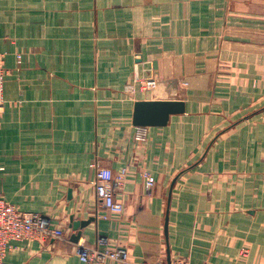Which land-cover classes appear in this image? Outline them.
I'll list each match as a JSON object with an SVG mask.
<instances>
[{
    "label": "crops",
    "instance_id": "crops-1",
    "mask_svg": "<svg viewBox=\"0 0 264 264\" xmlns=\"http://www.w3.org/2000/svg\"><path fill=\"white\" fill-rule=\"evenodd\" d=\"M0 53V195L66 232L5 264H83L101 236L136 263L264 264V0H0ZM168 100L186 112L133 125ZM95 162L128 170L122 215L102 219Z\"/></svg>",
    "mask_w": 264,
    "mask_h": 264
},
{
    "label": "built area",
    "instance_id": "built-area-1",
    "mask_svg": "<svg viewBox=\"0 0 264 264\" xmlns=\"http://www.w3.org/2000/svg\"><path fill=\"white\" fill-rule=\"evenodd\" d=\"M19 59L21 57L19 56ZM4 55L0 53V114L5 104L4 84L8 71L4 68ZM136 81L139 77L136 76ZM142 89L146 90V83H142ZM146 131L141 129L136 135L137 142L146 141ZM96 172L94 181L95 196L98 204L104 208L107 214L102 215V219L107 220L109 214L122 215L124 205L117 202L115 192L126 182L128 170L123 169L120 173L114 174L110 169L102 168L98 162L91 165ZM1 170V169H0ZM145 181V190L149 194L156 185L155 177L148 171L142 173ZM66 232L62 228L54 225L50 217L37 213H23L20 209L9 204L0 195V264H5L6 257L16 251V243H46L51 240H63ZM76 253L83 264H107L115 262L117 264H148L136 263L130 259L128 249L123 247L111 248L109 241L105 237H99L93 247L78 244ZM247 250L243 251V255ZM156 264H166L159 261ZM172 264H194L189 259H178Z\"/></svg>",
    "mask_w": 264,
    "mask_h": 264
},
{
    "label": "water",
    "instance_id": "water-1",
    "mask_svg": "<svg viewBox=\"0 0 264 264\" xmlns=\"http://www.w3.org/2000/svg\"><path fill=\"white\" fill-rule=\"evenodd\" d=\"M186 112L185 104L181 101H138L134 106L133 125L135 127H166L171 116L182 115ZM176 180L173 181L171 189L173 190ZM72 196V190L69 192V198ZM171 199V195L170 198ZM97 215L89 217L86 220H75L74 216L70 218L69 229L75 232L71 241L78 243L82 231L90 224L97 222ZM168 229V217L166 218V232ZM167 264H172L170 256Z\"/></svg>",
    "mask_w": 264,
    "mask_h": 264
},
{
    "label": "bare ground",
    "instance_id": "bare-ground-1",
    "mask_svg": "<svg viewBox=\"0 0 264 264\" xmlns=\"http://www.w3.org/2000/svg\"><path fill=\"white\" fill-rule=\"evenodd\" d=\"M102 237V236H101Z\"/></svg>",
    "mask_w": 264,
    "mask_h": 264
}]
</instances>
